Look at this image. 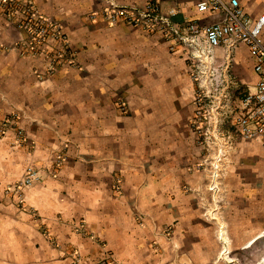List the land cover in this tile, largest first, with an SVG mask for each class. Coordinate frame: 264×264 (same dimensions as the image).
<instances>
[{"label": "crops", "instance_id": "0c3cea01", "mask_svg": "<svg viewBox=\"0 0 264 264\" xmlns=\"http://www.w3.org/2000/svg\"><path fill=\"white\" fill-rule=\"evenodd\" d=\"M18 1L60 24L76 65L44 75L40 59L16 48L24 33L0 9V264H216L221 245L252 260L264 235V148L224 128L220 190H207L217 150L206 158L191 126L195 85L180 47L110 25L104 0ZM114 1L156 3L176 22L201 16L197 0ZM239 3L264 13V0ZM235 63L252 89L242 45L236 77ZM28 165L40 178L17 191Z\"/></svg>", "mask_w": 264, "mask_h": 264}, {"label": "built area", "instance_id": "2783aa9c", "mask_svg": "<svg viewBox=\"0 0 264 264\" xmlns=\"http://www.w3.org/2000/svg\"><path fill=\"white\" fill-rule=\"evenodd\" d=\"M104 1L105 7L100 14L110 25L122 22L141 27L169 41V50L172 52L179 47L182 50L189 75L195 85L191 126L204 146L206 158L211 146L217 150L215 163L212 165V180L218 176L222 155L216 136L222 134L224 128L230 129L231 136L227 135L228 139L238 137L257 140L264 148V13L257 17L245 13L239 0H197L195 6L199 15H216L217 18L210 23L204 22L201 16L176 22L170 19L171 14H162L153 2L123 5L114 0ZM0 9L1 14L24 33L14 45L20 53L40 59L44 75L55 73L63 64L76 65L69 40L60 24L41 13L33 3L0 0ZM240 45L248 51L255 82L252 89H247L242 94L238 104L227 107L226 115H219L207 103L212 96L207 85H213L214 90L222 86L228 88L236 85L232 70L233 55ZM223 93L216 97L217 101L220 102L221 96L224 101L230 102V91L223 90ZM14 116L3 123L14 121ZM0 133H3L2 123ZM39 178V169L28 165L16 182L15 190L31 186ZM255 264H264V254Z\"/></svg>", "mask_w": 264, "mask_h": 264}, {"label": "rangeland", "instance_id": "374dc122", "mask_svg": "<svg viewBox=\"0 0 264 264\" xmlns=\"http://www.w3.org/2000/svg\"><path fill=\"white\" fill-rule=\"evenodd\" d=\"M235 65H236V69H235L236 85H233V86L228 87V88H226V86L218 87L217 90H214L213 85H207V88L210 89V91H211L209 93L210 94L212 93V96L210 97L209 101H207V103L212 106L214 113L218 112L219 115H226L227 110H228L227 107H229L230 105L238 104V100L241 98L242 94L248 89V84L244 80L243 81L238 80V76H240L241 73L243 74V71H241L242 68L240 66H238L239 64L237 65V63H235ZM241 76L244 77L243 75H241ZM223 90L230 91V94L232 95L231 96L232 99L230 100V102L224 101L223 97H221V96H220V99H221L220 102L217 101L216 97H218L220 95V93L224 94ZM194 91H195V89H194ZM193 96H194V93H193ZM192 103L194 105L193 99H192ZM215 108H216V110H215ZM193 110H194V108H193ZM221 117H223V116H221ZM219 136L220 135L216 136L217 139L219 138ZM211 147L213 148V146H211ZM212 148L207 151V157H208L209 153L212 151ZM215 156L211 155L207 160L208 163H212V164L207 165V167L210 168V170L208 171V177H207V179H208L207 180V190H209L211 193H214V195L216 194V192H218V190H220L219 178H220V171H221L220 170L218 172L217 178L212 180L213 174H214V170L212 168V165H213L212 161L214 159H216ZM214 185H215V187L213 188L212 186H214ZM221 208L223 209V206ZM262 239H263L262 243H260V242L258 243V241H255L254 245L252 247H250L248 250V252L251 253L252 260H241V261H239L236 258H234L233 256L232 257L230 256L231 255V254H229L230 250H229L227 245H223V246L221 245V250H220L221 254L219 256L220 258L216 264H255L260 259V257L264 254V235H263ZM224 249H225V251H223ZM222 252H225V253H222ZM259 253H260V255H259ZM222 254H224V257H222Z\"/></svg>", "mask_w": 264, "mask_h": 264}]
</instances>
